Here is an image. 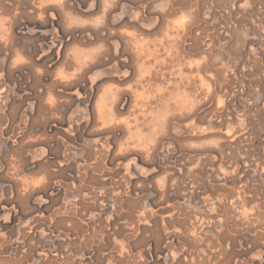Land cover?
Listing matches in <instances>:
<instances>
[{
	"label": "rangeland",
	"instance_id": "obj_1",
	"mask_svg": "<svg viewBox=\"0 0 264 264\" xmlns=\"http://www.w3.org/2000/svg\"><path fill=\"white\" fill-rule=\"evenodd\" d=\"M0 264H264V0H0Z\"/></svg>",
	"mask_w": 264,
	"mask_h": 264
}]
</instances>
